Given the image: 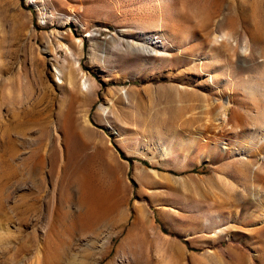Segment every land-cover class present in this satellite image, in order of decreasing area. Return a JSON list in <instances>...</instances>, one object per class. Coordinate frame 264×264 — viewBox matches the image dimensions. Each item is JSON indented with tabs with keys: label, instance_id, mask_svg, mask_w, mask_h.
<instances>
[{
	"label": "rangeland",
	"instance_id": "1",
	"mask_svg": "<svg viewBox=\"0 0 264 264\" xmlns=\"http://www.w3.org/2000/svg\"><path fill=\"white\" fill-rule=\"evenodd\" d=\"M262 175L264 0H0V264H264Z\"/></svg>",
	"mask_w": 264,
	"mask_h": 264
},
{
	"label": "bare ground",
	"instance_id": "2",
	"mask_svg": "<svg viewBox=\"0 0 264 264\" xmlns=\"http://www.w3.org/2000/svg\"><path fill=\"white\" fill-rule=\"evenodd\" d=\"M260 174L258 173V176H259ZM257 176V177H258ZM262 177H263V179H264V175H262ZM260 181H261V177L259 176L258 178H255V180H254V183H253V185H252V188H251V190H252V195L253 196H256V200H259L260 199V201H261V192L259 193L258 192V186H259V183H260ZM263 196V195H262ZM8 229V228H7ZM12 232L11 231H9V232H7V231H4V233H3V237H1V240H0V242H5V241H10V238H11V234ZM14 238H17V236H15L14 235ZM0 247H1V245H0ZM2 249L4 248V246L3 247H1Z\"/></svg>",
	"mask_w": 264,
	"mask_h": 264
},
{
	"label": "trees",
	"instance_id": "3",
	"mask_svg": "<svg viewBox=\"0 0 264 264\" xmlns=\"http://www.w3.org/2000/svg\"><path fill=\"white\" fill-rule=\"evenodd\" d=\"M145 163L149 164V162L147 160H143Z\"/></svg>",
	"mask_w": 264,
	"mask_h": 264
}]
</instances>
